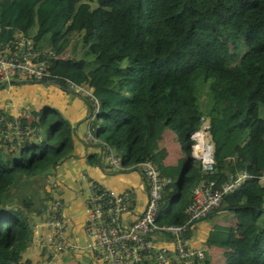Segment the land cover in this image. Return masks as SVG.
I'll use <instances>...</instances> for the list:
<instances>
[{
  "label": "trees",
  "instance_id": "1",
  "mask_svg": "<svg viewBox=\"0 0 264 264\" xmlns=\"http://www.w3.org/2000/svg\"><path fill=\"white\" fill-rule=\"evenodd\" d=\"M16 31L57 55L47 66L61 85L67 77L92 86L99 104L93 132L121 165L150 159L170 177L157 222H183L203 176L190 154L199 115L209 122L217 182L264 167V0H0V40ZM66 47L68 56H58ZM20 121L39 136L15 152L0 147V264H22L31 234L29 227L22 240L25 219L32 222L53 198L49 167L73 146L72 126L49 106ZM165 128L182 152L174 163L163 161L158 144ZM101 156L85 160L100 165ZM222 203L235 224L215 223L203 244L223 248L222 264H264V186L248 177ZM138 264L158 263L150 256Z\"/></svg>",
  "mask_w": 264,
  "mask_h": 264
},
{
  "label": "built area",
  "instance_id": "2",
  "mask_svg": "<svg viewBox=\"0 0 264 264\" xmlns=\"http://www.w3.org/2000/svg\"><path fill=\"white\" fill-rule=\"evenodd\" d=\"M55 56L48 47L34 46L29 35L16 31L10 40H0V82L12 78L46 79L55 77L48 71V58ZM65 86L83 96L89 106L83 139L96 143L102 149L103 159L113 168H128L120 163L119 155L105 141L93 133L91 125L99 104L86 83L63 78ZM200 124L189 136L191 156L198 163L203 176L191 188V199L185 207L186 219L181 223L157 222L156 213L162 191L170 177L161 173L150 159L134 165L140 168L145 182L146 197L140 212L130 222L124 214L131 210L133 188L115 189L89 179L85 185L84 223L85 239L81 243L66 230L60 196L46 202L45 208L31 222L30 241L45 256L88 254L97 264H138L153 256L158 264H199L204 248L192 244L186 235L188 222L221 205L223 196L233 191L248 177L254 176L264 186V167L255 175L244 168L219 182L212 176L214 163L206 166L203 157L213 145L209 136V122L205 115L199 116ZM38 128L20 121V116L0 108V147L15 152L27 140L37 138Z\"/></svg>",
  "mask_w": 264,
  "mask_h": 264
},
{
  "label": "crops",
  "instance_id": "3",
  "mask_svg": "<svg viewBox=\"0 0 264 264\" xmlns=\"http://www.w3.org/2000/svg\"><path fill=\"white\" fill-rule=\"evenodd\" d=\"M85 102L86 101H84V103ZM85 105L87 106L86 103ZM81 109L79 110L80 114H75L73 117H71V119L67 117L70 120V125L72 126L73 131L72 152L70 156L60 161V164L58 166L59 173H57V175L50 174V177L48 176L47 189L50 190L53 197L60 196L61 198L62 213L65 217L67 233L70 236L74 237L77 241L82 243L85 239L83 232L85 185L89 179H93L105 186L115 189H121L125 187L133 188L134 195L132 197L131 210L124 214L125 221L127 222H130L132 219H134L142 209L146 197V188L144 179L141 176L138 166H136L137 169L133 170L134 173L130 174L129 172L133 168L113 171L112 168L105 163L102 156L100 165L88 164L86 162V154L91 152H98L101 151V149L96 144L83 141V135L86 128L85 118L88 113V107L85 111H81ZM80 121H82L84 124L81 133H79V131L77 130ZM166 129L167 128L163 129L158 144L166 151V155L163 161L165 163H174L175 160L182 155V152L179 149V146L177 149L178 151L176 150V147L172 143V136L174 135L169 131H166ZM111 170L113 172H110ZM76 201L79 204V218H76V216H74V212L72 214L68 212L65 213V209L68 208V206L73 205L74 202L76 203ZM218 223L223 224L222 222ZM207 230H204L203 233H201L202 238L193 235L191 236L192 244L200 245L204 248V252L209 250V248H220L214 245H205L202 243ZM220 249L223 251V248ZM77 255L79 254H73L71 256L64 254L58 255L56 257H48L45 256L42 250H39L32 242H30L27 248L22 252L21 261L22 264H27L25 262L26 259L29 260L28 264H69L70 259H73ZM85 255L88 256L86 258L94 261L88 254ZM77 263L80 262L76 260L75 264Z\"/></svg>",
  "mask_w": 264,
  "mask_h": 264
},
{
  "label": "rangeland",
  "instance_id": "4",
  "mask_svg": "<svg viewBox=\"0 0 264 264\" xmlns=\"http://www.w3.org/2000/svg\"><path fill=\"white\" fill-rule=\"evenodd\" d=\"M221 32V30H219ZM228 47L231 48V45L228 44ZM69 47H66L61 53V57L68 56ZM107 61L112 62L111 57L107 59ZM21 78H12V81L5 82L0 86V107L4 110L13 112L18 115H26V117H30L31 110H37L41 107L49 106L59 113H61L66 118L68 117L71 119L75 114H80L79 110L85 111L87 106L85 105V99L75 93L74 91L66 88L58 84L53 80H32V79H25L20 81ZM67 120L70 123V120ZM75 123V122H74ZM73 123V124H74ZM83 122L80 121L77 127L79 133H81L83 129ZM171 134L174 135V132L171 129H166ZM83 133V132H82ZM172 143L178 149V143L175 139V136H172ZM178 151V150H177ZM180 152V151H179ZM60 162L50 166L49 170L51 171V175H57L58 166ZM137 168L131 169L129 172L133 174ZM112 170H119L118 168H112ZM110 172H113V171ZM48 175L49 177L51 175ZM223 205V203L221 204ZM79 204L76 201L73 205L68 206L65 209V213H73L76 218L80 217L78 213ZM222 222L223 224L234 225L235 224V217L232 209L230 208H223L220 206L219 208L215 209L213 214H210L200 220L195 221L191 227V235L201 237V233L204 230H207L215 223ZM31 227V221L29 218L25 219V227L23 229L22 240L25 241L27 237V229ZM210 251V252H208ZM204 258L202 259L203 264H221L224 260L223 251L220 248H209L206 252H204ZM87 255L79 254L73 259H70L69 264H75L76 260L80 262V264H97L96 262L89 260Z\"/></svg>",
  "mask_w": 264,
  "mask_h": 264
},
{
  "label": "clouds",
  "instance_id": "5",
  "mask_svg": "<svg viewBox=\"0 0 264 264\" xmlns=\"http://www.w3.org/2000/svg\"><path fill=\"white\" fill-rule=\"evenodd\" d=\"M55 56H57V55H55ZM58 56H60V54L58 55ZM55 77H56V75H55ZM55 77H48V78H46V79H41V80H53V81H55V82H57L58 84H60L57 80H55ZM64 78V77H63ZM67 78V77H66ZM22 79H24V78H21L20 80H22ZM25 80V79H24ZM32 80H38V79H32ZM10 81H12V79L10 80ZM10 81H8V82H10ZM73 81V80H72ZM3 83H5V81L4 82H0V84H3ZM77 83H86V82H77ZM86 84H88V83H86ZM61 85V84H60ZM89 85V84H88ZM62 86H65V84H64V81H63V85ZM89 86H91V85H89ZM66 87V86H65ZM92 87V86H91ZM67 88V87H66ZM93 92V91H92ZM79 95V94H78ZM81 96V95H80ZM83 97V96H82ZM84 98V97H83ZM85 99V98H84ZM85 101H86V99H85ZM86 104H87V107H88V112H89V106H88V103H87V101H86ZM0 108H2V107H0ZM13 113V112H12ZM18 115V114H17ZM87 115H88V113H87ZM201 115H204V114H201ZM18 116H22V115H18ZM26 116V115H25ZM200 116V115H199ZM87 116H86V118H85V121H86V123H87ZM200 121V120H199ZM200 124V123H199ZM199 126V125H198ZM197 126V127H198ZM196 127V128H197ZM195 129V128H194ZM94 133V132H93ZM100 139V138H99ZM83 141H85L84 139H83ZM85 142H88V141H85ZM88 143H91V142H88ZM93 144H96V143H93ZM96 145H98V144H96ZM100 148V147H99ZM101 149V148H100ZM101 151H102V149H101ZM211 152H212V148H211V146L209 147V151H208V154L207 155H205L204 157H203V161H204V164L206 165V166H210L211 164H213L214 163V159L212 158V156H211ZM190 154H191V152H190ZM102 157H103V152H102ZM193 158V157H192ZM198 164V163H197ZM111 168H113V167H111ZM128 168H136V165H134V166H132V167H128ZM119 169V168H118ZM122 169H126V168H122ZM140 169V168H139ZM200 169V168H199ZM221 204H222V202H221ZM221 206V205H220ZM219 206V207H220ZM218 207V208H219ZM217 209V208H216ZM34 216H32V218H33ZM193 221V220H192ZM195 222V221H194ZM194 222H192V223H194ZM191 223V224H192ZM190 224H189V222H188V226H189ZM191 237V236H190ZM31 242V241H30ZM203 243V242H202ZM203 253H204V251H203ZM205 254V253H204ZM204 256L205 255H203V257L198 261V263L199 264H201V260L204 258Z\"/></svg>",
  "mask_w": 264,
  "mask_h": 264
},
{
  "label": "water",
  "instance_id": "6",
  "mask_svg": "<svg viewBox=\"0 0 264 264\" xmlns=\"http://www.w3.org/2000/svg\"><path fill=\"white\" fill-rule=\"evenodd\" d=\"M23 80H24V79H22V80H20V81H23ZM0 86H1V84H0ZM214 212H215V210H212V211L208 212V213L205 214V215H202V216H200V217H198V218H195V219H193V221H190L189 224H191V223L194 222V221L200 220V219H202V218H204V217H206V216H208V215H210V214H213Z\"/></svg>",
  "mask_w": 264,
  "mask_h": 264
}]
</instances>
